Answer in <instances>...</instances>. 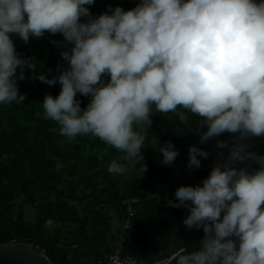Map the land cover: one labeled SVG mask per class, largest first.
<instances>
[{
	"label": "clouds",
	"instance_id": "obj_1",
	"mask_svg": "<svg viewBox=\"0 0 264 264\" xmlns=\"http://www.w3.org/2000/svg\"><path fill=\"white\" fill-rule=\"evenodd\" d=\"M94 3L0 0V104L27 99L18 88L25 68L30 79L59 84L58 96L42 100L44 119L59 125L61 143L90 136L124 153L127 164L108 165L112 175L147 171L141 152L152 115L173 113L185 127L195 117L199 142L215 139L227 155H216L202 186H179L169 201L186 209V230L203 231L193 251L181 247L170 261L264 264V155L248 142L264 136V0H139L95 18ZM45 32L71 45L60 53L67 67L51 79L13 43ZM77 94L89 98L86 107ZM224 133L231 141L217 139ZM174 149L171 141L159 146L162 165L175 162ZM188 152L189 171L210 155L195 145Z\"/></svg>",
	"mask_w": 264,
	"mask_h": 264
},
{
	"label": "trees",
	"instance_id": "obj_2",
	"mask_svg": "<svg viewBox=\"0 0 264 264\" xmlns=\"http://www.w3.org/2000/svg\"><path fill=\"white\" fill-rule=\"evenodd\" d=\"M137 3L139 0H95L88 7L95 18L109 7L131 10ZM13 43L20 58H35L37 74L51 79L59 74L58 65L67 67L60 53L71 45L60 34L45 32L39 39L30 37L26 44L17 36ZM24 72L26 78L18 88L27 99L19 104H0V245L37 247L51 264H98L112 254L121 235L120 225L129 220L122 256L139 263L159 259L170 240L172 215L154 196L168 188L175 192L180 184L174 173L188 172L187 161L180 155L171 166L162 165L159 146L165 141L184 146L181 137L197 146L196 118L189 114L190 125L185 127L173 113L152 115L141 152L147 171L142 176L140 165H136L125 174L112 175L108 165L114 159L127 164L122 159L124 153L90 136L61 143L66 138L59 134V125L45 120L42 109L44 96H58L60 85L50 87L30 79L34 75L31 70L25 68ZM76 98L81 108L89 102L79 94ZM231 138L232 134L224 133L217 139ZM248 142L253 145L250 151L259 149L264 155V136ZM218 150L227 155L226 149ZM202 163L206 167L214 159ZM208 174L197 175L203 180ZM131 199L137 204L129 218L123 203ZM23 208L33 210L32 223L26 222Z\"/></svg>",
	"mask_w": 264,
	"mask_h": 264
},
{
	"label": "water",
	"instance_id": "obj_3",
	"mask_svg": "<svg viewBox=\"0 0 264 264\" xmlns=\"http://www.w3.org/2000/svg\"><path fill=\"white\" fill-rule=\"evenodd\" d=\"M210 169H206L209 171ZM199 169L193 168L188 178L193 182V186L201 185L194 180L195 173ZM182 212V211H181ZM184 212H182L183 214ZM187 214H185L186 216ZM182 218H175L171 224V234L167 249L162 253L161 257L169 256L172 252L177 251L181 247H187L189 251H193V238L198 234L195 229L186 230L182 224ZM0 264H51L44 254L35 251L31 245L20 243L0 245ZM168 264H175L174 261H169Z\"/></svg>",
	"mask_w": 264,
	"mask_h": 264
},
{
	"label": "flooded vegetation",
	"instance_id": "obj_4",
	"mask_svg": "<svg viewBox=\"0 0 264 264\" xmlns=\"http://www.w3.org/2000/svg\"><path fill=\"white\" fill-rule=\"evenodd\" d=\"M175 135L177 137H179V135H177V134H175ZM181 139L186 143V145L181 146V147H178V146H175V145L174 146H175V149L178 151L179 155L181 157L185 158L187 163H188V159H189L188 149H189L190 146H192V144H191V142L189 140H186L185 137H181ZM214 141H215V139L209 141V143L211 145V154L208 157V159H214L218 153H222L220 150L216 149ZM256 142H257V145H259V141H256ZM196 147L202 148V149H204L206 151L209 148L208 144H201L200 142H198V145ZM253 151L258 153L259 149L253 150ZM198 159H201V167L199 168V171H197L195 173L194 180L199 182V183H201L202 180L200 179V177L197 174L198 173H202V172H210L211 170L206 171V169L212 168L213 164H211L209 166H206V167H203L202 166V164H203L202 161L205 160V159L204 158H199V157H198ZM253 166H255V165H253ZM202 169H205V170L202 171ZM189 173H190L189 170H188L187 173H181L179 171H176L174 173L173 178H175V177L178 178V182H179L180 186H188V185L193 186V182L188 178ZM174 193L175 192H173L170 188H168L167 190L161 191L159 194L154 196L159 202H163V206H164V209L167 212V214L169 213V215H172V218L170 219V226L172 224V221L175 220V218H177V219L178 218H182L183 216H185V214H187V211H186L185 208H183V207L176 208V207L171 206V204L169 203V201H172V200L175 199ZM181 211L184 212V213L182 214ZM196 232H197L198 236L196 238L195 237L193 238V242L194 243L198 242L203 237V231L202 230L196 231Z\"/></svg>",
	"mask_w": 264,
	"mask_h": 264
},
{
	"label": "built area",
	"instance_id": "obj_5",
	"mask_svg": "<svg viewBox=\"0 0 264 264\" xmlns=\"http://www.w3.org/2000/svg\"><path fill=\"white\" fill-rule=\"evenodd\" d=\"M143 155V153H141ZM135 204V201H127L124 203V207L127 210L129 218L132 217L133 213V205ZM130 228V222L129 220H125L120 225L121 235L117 236V239L115 241V246L113 249L112 254H110L104 262H99L98 264H168L170 261V256H164L160 257L159 259H156L155 261L151 263H139L136 262L130 258H124L122 256V247L124 245V237L123 234L126 233ZM36 251H39L37 247H35Z\"/></svg>",
	"mask_w": 264,
	"mask_h": 264
},
{
	"label": "rangeland",
	"instance_id": "obj_6",
	"mask_svg": "<svg viewBox=\"0 0 264 264\" xmlns=\"http://www.w3.org/2000/svg\"><path fill=\"white\" fill-rule=\"evenodd\" d=\"M20 85V81H18V86ZM20 200L17 201V203L19 204ZM23 212H24V216L26 219V222L28 223H32L33 222V217H34V212L33 210H31L30 208H23ZM116 227V225H115Z\"/></svg>",
	"mask_w": 264,
	"mask_h": 264
}]
</instances>
